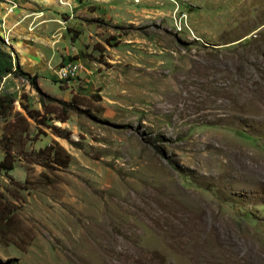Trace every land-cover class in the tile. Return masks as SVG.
<instances>
[{
  "label": "rangeland",
  "instance_id": "374dc122",
  "mask_svg": "<svg viewBox=\"0 0 264 264\" xmlns=\"http://www.w3.org/2000/svg\"><path fill=\"white\" fill-rule=\"evenodd\" d=\"M0 48L54 110L0 79V264H264V0H0Z\"/></svg>",
  "mask_w": 264,
  "mask_h": 264
},
{
  "label": "trees",
  "instance_id": "16d2710c",
  "mask_svg": "<svg viewBox=\"0 0 264 264\" xmlns=\"http://www.w3.org/2000/svg\"><path fill=\"white\" fill-rule=\"evenodd\" d=\"M16 75V76H21L24 77L28 80V82L34 87L38 93L40 94V104L44 110L42 113L39 109L31 108L28 106V104H25L23 102H19V105L22 109L23 112L17 111L14 113V117L17 116V119H24L25 121L28 122V119L33 121V122H39L43 124H47L50 120V115L54 113V110H48L47 104L43 101V99L49 98L48 95L44 94L41 92L36 84V78L34 76L30 77L29 74L25 73L20 69V67L13 65L11 57L9 54L1 50L0 48V79L3 76L6 75ZM16 99L8 94V93H2L0 94V120H7L9 115L11 114V111L13 109V103ZM61 104V116L56 118L60 122H64L67 119V112L69 110H75L77 111L78 108L75 106L73 103L69 102H64L60 101ZM29 123V122H28ZM52 129L54 131V135L61 137V138H67L66 135L62 134V130L57 127V126H52ZM56 131V132H55ZM11 135V136H10ZM19 135V130H15L14 128L8 133V136L3 135L2 138L0 139V143L3 144L1 145L2 150H3V159L0 161V172H6L8 170L13 169V158L11 154L12 147L14 144L12 143H7L6 141L11 137V138H16ZM6 137L7 140L5 139ZM37 153H40V157L44 160L42 162L43 167L46 169L50 167H62L66 166L69 164L70 161V155L66 152V150L57 142L54 141L52 144H49L42 149H39Z\"/></svg>",
  "mask_w": 264,
  "mask_h": 264
},
{
  "label": "built area",
  "instance_id": "2783aa9c",
  "mask_svg": "<svg viewBox=\"0 0 264 264\" xmlns=\"http://www.w3.org/2000/svg\"><path fill=\"white\" fill-rule=\"evenodd\" d=\"M66 67L67 66L61 68L60 74H66V79H70V75L72 74L71 71H74V69H72V68L69 69Z\"/></svg>",
  "mask_w": 264,
  "mask_h": 264
}]
</instances>
